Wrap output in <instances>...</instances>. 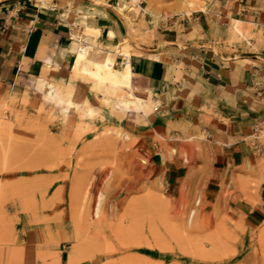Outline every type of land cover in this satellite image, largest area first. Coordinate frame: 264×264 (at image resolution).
Masks as SVG:
<instances>
[{
    "label": "rangeland",
    "instance_id": "1",
    "mask_svg": "<svg viewBox=\"0 0 264 264\" xmlns=\"http://www.w3.org/2000/svg\"><path fill=\"white\" fill-rule=\"evenodd\" d=\"M125 1L114 8L127 31L115 51L124 42L145 44L168 18L205 7L202 0ZM70 10L73 43L88 39L85 26L100 30L95 11L82 18ZM231 22L248 41L242 24ZM31 47L0 75V264H264V121L246 137L257 156L241 169L246 181L233 173L218 187L217 150L204 131L149 125L141 115L153 117L151 96L144 112L125 108L89 77L75 76L74 58L61 69L52 62L43 36Z\"/></svg>",
    "mask_w": 264,
    "mask_h": 264
},
{
    "label": "crops",
    "instance_id": "2",
    "mask_svg": "<svg viewBox=\"0 0 264 264\" xmlns=\"http://www.w3.org/2000/svg\"><path fill=\"white\" fill-rule=\"evenodd\" d=\"M37 1L0 0L1 76L20 65L35 36L36 43L41 36L46 38L51 60L60 69L70 64L79 46L73 43L77 38L66 21L71 7L72 12L83 13L82 18L88 10L95 11L100 30L92 28L99 30L101 48L114 53L116 42L127 35L114 13V8L126 5L125 0H52L51 7L46 0V6ZM202 1L205 7L200 5L190 14L168 18L164 25L152 28L147 43H131L145 54L127 58L118 53L113 68L123 72L129 66L134 84L147 93L143 108L149 106L148 97L155 102L152 118L141 115L150 119L149 125L166 127L178 122L189 125L190 132L207 134L209 149L217 150L213 183L219 187L220 182H230L233 173L239 174L238 183L246 181L240 175L247 172L241 169L257 157L246 137L264 121V0ZM232 20L247 30L248 41L232 33ZM87 35V41L83 40L87 43L97 36ZM259 197L262 208V186Z\"/></svg>",
    "mask_w": 264,
    "mask_h": 264
},
{
    "label": "bare ground",
    "instance_id": "3",
    "mask_svg": "<svg viewBox=\"0 0 264 264\" xmlns=\"http://www.w3.org/2000/svg\"><path fill=\"white\" fill-rule=\"evenodd\" d=\"M133 1L137 2L138 0ZM194 2L188 1V5L192 6ZM41 3L43 6H46L44 0H41ZM234 28L236 33L239 35L241 33L240 30L236 26ZM85 31L87 34H93L94 36L99 33L98 29L89 26H85ZM85 41H81V43H79L75 59L71 64V70L74 75L80 74L85 76V78L89 77L93 80L92 87L97 91L105 93L112 92L119 103L125 108L132 106L134 109L141 111L143 109L144 101L147 98V93L141 91L140 87L134 84L133 77L135 74L130 70L128 65L123 72L116 71L113 66L115 57L118 53L126 56L127 58H129L133 53L141 55L145 53L139 49L133 48L131 44L126 42L121 43V45L118 46V49L112 53L104 48H101L95 42L87 43ZM49 91L51 93H55L53 89H49ZM67 94H70V91H67ZM99 98L105 103L108 102V97L106 95ZM60 101H64V99L60 98ZM67 103L71 104L72 100L68 99ZM87 113L89 115L93 113L92 107H88ZM262 171L264 172V166ZM129 212H131V205L127 208L126 213L130 214ZM96 214L98 215V210L95 212V215ZM73 253L74 252L72 251V254ZM70 260H74V258ZM70 260H68V262H71Z\"/></svg>",
    "mask_w": 264,
    "mask_h": 264
},
{
    "label": "built area",
    "instance_id": "4",
    "mask_svg": "<svg viewBox=\"0 0 264 264\" xmlns=\"http://www.w3.org/2000/svg\"><path fill=\"white\" fill-rule=\"evenodd\" d=\"M257 138H255L256 140L260 139L261 137L260 136H256Z\"/></svg>",
    "mask_w": 264,
    "mask_h": 264
}]
</instances>
